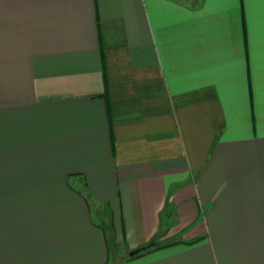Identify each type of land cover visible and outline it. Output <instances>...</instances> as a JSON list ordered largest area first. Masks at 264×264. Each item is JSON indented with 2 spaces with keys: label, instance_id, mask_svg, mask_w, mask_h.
Here are the masks:
<instances>
[{
  "label": "crops",
  "instance_id": "crops-1",
  "mask_svg": "<svg viewBox=\"0 0 264 264\" xmlns=\"http://www.w3.org/2000/svg\"><path fill=\"white\" fill-rule=\"evenodd\" d=\"M0 264H264V0H0Z\"/></svg>",
  "mask_w": 264,
  "mask_h": 264
},
{
  "label": "water",
  "instance_id": "water-1",
  "mask_svg": "<svg viewBox=\"0 0 264 264\" xmlns=\"http://www.w3.org/2000/svg\"><path fill=\"white\" fill-rule=\"evenodd\" d=\"M138 251V249L131 250L128 252V256L135 254Z\"/></svg>",
  "mask_w": 264,
  "mask_h": 264
},
{
  "label": "trees",
  "instance_id": "trees-1",
  "mask_svg": "<svg viewBox=\"0 0 264 264\" xmlns=\"http://www.w3.org/2000/svg\"><path fill=\"white\" fill-rule=\"evenodd\" d=\"M143 251H147V249L143 250Z\"/></svg>",
  "mask_w": 264,
  "mask_h": 264
}]
</instances>
